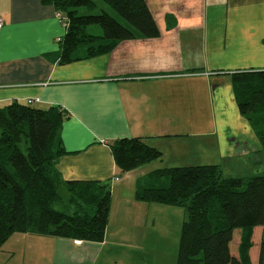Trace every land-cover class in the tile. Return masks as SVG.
Instances as JSON below:
<instances>
[{
    "label": "crops",
    "instance_id": "1",
    "mask_svg": "<svg viewBox=\"0 0 264 264\" xmlns=\"http://www.w3.org/2000/svg\"><path fill=\"white\" fill-rule=\"evenodd\" d=\"M145 1L157 37L61 65L66 30L53 5L0 0V107L28 100L40 110L56 107L64 116L59 138L66 154L55 166L61 179L107 184L110 192L101 242L14 233L0 248V264H162L152 258L170 246L162 217L176 215V232L186 215L136 199L153 185L152 173L258 164L263 152L238 112L231 75L264 70V0ZM122 138H143L161 158L121 173L109 144Z\"/></svg>",
    "mask_w": 264,
    "mask_h": 264
},
{
    "label": "trees",
    "instance_id": "2",
    "mask_svg": "<svg viewBox=\"0 0 264 264\" xmlns=\"http://www.w3.org/2000/svg\"><path fill=\"white\" fill-rule=\"evenodd\" d=\"M44 2L53 5L66 23L59 40L61 65L79 60L81 55L86 59L109 53L122 41L159 35L145 0H97L103 7L96 15H78V8L95 10L93 0ZM89 26L99 27L102 35L87 33ZM231 86L238 112L264 153V70L232 73ZM63 117L56 107L40 110L19 102L0 107V248L14 233L96 243L104 238L108 185L63 181L55 168L57 159L66 154L59 138ZM109 148L121 173L162 155L143 138L118 139ZM162 175L169 184L153 183L137 192L136 199L184 210L175 264H251L254 227L262 228L257 264H264V175L244 182L223 177L218 165L152 173ZM64 188L72 192L74 209L70 213L55 209ZM237 229L244 231L234 256L230 243Z\"/></svg>",
    "mask_w": 264,
    "mask_h": 264
},
{
    "label": "rangeland",
    "instance_id": "3",
    "mask_svg": "<svg viewBox=\"0 0 264 264\" xmlns=\"http://www.w3.org/2000/svg\"><path fill=\"white\" fill-rule=\"evenodd\" d=\"M96 2L97 4V8L93 11H87L85 8H78V15H96L100 12V9L103 7L100 3L97 2V0H93ZM110 11V10H109ZM87 33L91 34V35H95V36H100L101 34V30L99 27L97 26H89L87 28ZM87 48L89 47L88 45H86ZM84 48V47H83ZM221 123L218 122V124H216V129H217V133L220 134L221 132ZM220 155H211V159H216L218 158ZM206 158L205 155H200L197 154L195 156V159H198L200 162H202L204 159ZM257 161L258 164L257 165H246L244 167L242 166H236L235 162L239 161V160H233L230 163L224 162L223 164L221 163V172L223 174V177L226 178H242L244 180V182H247L251 177L254 176H262L264 175V153H262V155L257 156ZM244 159H242L243 161ZM186 166V165H185ZM151 180L153 183L158 184V183H168V179L166 175H162L160 177H156V176H152ZM157 182V183H156ZM169 184V183H168ZM154 185V184H153ZM162 186V185H161ZM72 192L67 190V189H62L58 195V199L55 203V209L59 212H65V213H70L73 211L74 209V202H71L72 199ZM73 201V200H72ZM182 209V208H181ZM176 215L175 214H164V216L162 217V227H164L165 223L167 222V230H168V239H169V243L170 246L168 244V250H166L165 248H163V254L165 252V256L163 254H160L159 252H154V254H152V258L155 260V263H162V264H175L176 263V257H177V251H178V244H179V240H177V237L180 238V233H181V228L176 232H174V228L172 229V227H175V222H176ZM182 227V226H181ZM243 229H237L234 231L233 233V241L230 245V250L232 254H238V247L240 245L241 242V233H243ZM261 232H262V228L261 227H254L251 229V247L249 249V258H250V263L251 264H257V258H258V249H259V243H260V237H261ZM14 249V248H13ZM161 256V257H159ZM125 258H123L124 260ZM30 262V261H29ZM13 263L15 264H25L23 261L20 263L16 262L15 260L13 261ZM31 264H33L32 262H30ZM100 262L98 261L97 264H99Z\"/></svg>",
    "mask_w": 264,
    "mask_h": 264
},
{
    "label": "built area",
    "instance_id": "4",
    "mask_svg": "<svg viewBox=\"0 0 264 264\" xmlns=\"http://www.w3.org/2000/svg\"><path fill=\"white\" fill-rule=\"evenodd\" d=\"M57 17H58L60 20H62V25L65 27V26H66V23H65V21H64V19H63V17H62V14L57 13ZM1 25H2V20L0 19V26H1ZM34 102H35V101L28 100V101H27V104H28V105H32ZM74 242H75L76 244L81 243V241H79V240H75Z\"/></svg>",
    "mask_w": 264,
    "mask_h": 264
}]
</instances>
